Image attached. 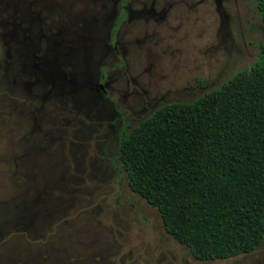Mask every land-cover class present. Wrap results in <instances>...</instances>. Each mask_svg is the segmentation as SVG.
Here are the masks:
<instances>
[{"label": "rangeland", "instance_id": "obj_1", "mask_svg": "<svg viewBox=\"0 0 264 264\" xmlns=\"http://www.w3.org/2000/svg\"><path fill=\"white\" fill-rule=\"evenodd\" d=\"M0 0V264L195 260L113 164L115 137L192 102L264 46L254 0ZM103 91V94L101 93Z\"/></svg>", "mask_w": 264, "mask_h": 264}, {"label": "trees", "instance_id": "obj_2", "mask_svg": "<svg viewBox=\"0 0 264 264\" xmlns=\"http://www.w3.org/2000/svg\"><path fill=\"white\" fill-rule=\"evenodd\" d=\"M254 1L264 22V0ZM260 53L249 71L117 135L114 166L197 261L250 254L264 239V46Z\"/></svg>", "mask_w": 264, "mask_h": 264}, {"label": "flooded vegetation", "instance_id": "obj_3", "mask_svg": "<svg viewBox=\"0 0 264 264\" xmlns=\"http://www.w3.org/2000/svg\"><path fill=\"white\" fill-rule=\"evenodd\" d=\"M127 2H128V0H117L116 1V7H115V13L111 16L112 22H111V25L109 27L107 36H108V42L110 43L113 50L115 49V46H114L115 31L117 30V28L121 22V19H122V16H121L122 9L121 8H122L123 4H125ZM101 93L103 94V91H101ZM118 133H117V135H118ZM117 135L115 137L114 142L117 140Z\"/></svg>", "mask_w": 264, "mask_h": 264}]
</instances>
